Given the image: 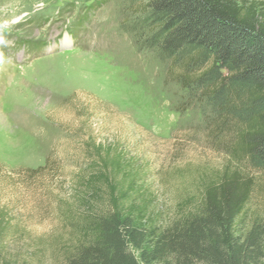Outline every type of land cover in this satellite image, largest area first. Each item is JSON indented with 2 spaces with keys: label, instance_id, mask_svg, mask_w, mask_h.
<instances>
[{
  "label": "rangeland",
  "instance_id": "374dc122",
  "mask_svg": "<svg viewBox=\"0 0 264 264\" xmlns=\"http://www.w3.org/2000/svg\"><path fill=\"white\" fill-rule=\"evenodd\" d=\"M149 1L0 0V206L12 220L5 261L65 264L77 240L66 214L89 141L134 159L165 217L232 159L200 94L151 45ZM240 165L264 180L263 169ZM262 185L252 214L264 212Z\"/></svg>",
  "mask_w": 264,
  "mask_h": 264
},
{
  "label": "trees",
  "instance_id": "16d2710c",
  "mask_svg": "<svg viewBox=\"0 0 264 264\" xmlns=\"http://www.w3.org/2000/svg\"><path fill=\"white\" fill-rule=\"evenodd\" d=\"M147 8L157 24L151 45L200 94L232 159L165 217L139 164L89 141L66 214L77 240L65 264H264V212L249 211L264 180L240 165L246 159L264 175V0H150ZM11 226L0 206V264H29L2 259Z\"/></svg>",
  "mask_w": 264,
  "mask_h": 264
}]
</instances>
